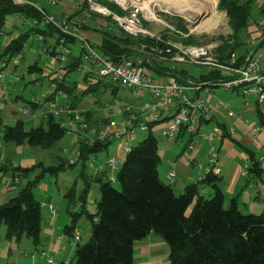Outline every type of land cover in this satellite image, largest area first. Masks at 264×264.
Returning <instances> with one entry per match:
<instances>
[{"label": "trees", "instance_id": "1", "mask_svg": "<svg viewBox=\"0 0 264 264\" xmlns=\"http://www.w3.org/2000/svg\"><path fill=\"white\" fill-rule=\"evenodd\" d=\"M102 3L120 14L126 13L115 1L102 0ZM219 7L227 11L232 29V32L226 36L219 35L223 40L220 50L223 53L228 50L236 51L243 45L251 18L255 14V0H220ZM85 12L90 13L87 0L74 14ZM11 14L20 15L26 20L36 19L39 24L34 26L31 22L30 30L21 31L2 51L0 50L1 62L8 63L4 68L9 64L14 66L10 59L18 53L22 52L24 57L25 45L29 37L42 34L43 43L49 44L47 42H58L63 35L54 24L48 23L46 27L41 24L44 14L35 6L16 5L11 0H0V34L4 32L2 30ZM109 17L111 21L108 24L94 25L96 33L100 35L96 46L109 59L115 62L129 59L136 64L148 66L154 75H173L180 82L203 83L204 87L217 86L214 82L223 79L217 70L206 69L195 74L186 66L172 67L157 62L155 56L151 58L140 52L143 44L151 46L155 43L153 38L132 35L111 16ZM144 22L148 24L147 21ZM178 26L187 30L183 23H179ZM179 39L185 43L198 41L193 36ZM148 45L146 49L150 50ZM81 63L82 57L76 52L70 59L65 81H55L58 88L69 95L77 90L78 80H73L72 74L78 72ZM27 70L31 73H41L43 66L36 61ZM86 81L90 82V86L86 90H80L82 94L95 88L88 76ZM38 107V104L32 105L33 109ZM88 112L87 118H94V110L90 109ZM156 122L150 123L149 130ZM222 126L223 137H229L238 143L225 124ZM184 131L192 142L195 135L187 129ZM65 133V128L60 126L58 118L54 116H50L37 126L26 128L24 120H18L13 126L7 125L0 115V138L7 142L51 148L64 137ZM108 144L106 142L95 146L82 145L80 161L83 167H86L91 153L102 152ZM189 144L187 153L193 150ZM161 160L159 140L152 131H149L142 141L132 145L127 152L117 172L116 181L108 178L105 171L88 176L85 172L82 173L86 183L85 188L78 196L75 188H71L66 194L70 201L68 210L72 215V222L65 226L64 231L69 238H72L76 224L85 215L92 222V233L85 243L77 242L75 264H136L137 242L153 232L160 235L169 245L170 264H264V211L258 213L242 209L237 196L231 198L229 207H225L223 176L214 171L206 170L198 181L188 184L182 193H177L173 186L177 174L174 180L170 179L168 176L170 169L167 177L171 182L165 181L159 172ZM12 163L5 158L0 163V172L6 173L11 170L14 180L16 178L21 180L31 170ZM66 163L64 159L57 167L50 169L57 170L59 167L72 165ZM259 169L258 161L252 166L249 164L247 175L260 171ZM93 183L99 184L100 191V197L96 199L98 209L95 214H92L87 207ZM114 183H118V186ZM35 185L36 179H29L15 195L0 203V224H6L8 238L18 241L27 236L35 243L41 241L43 199L36 196ZM206 193H210V196ZM73 204H81V211H74ZM71 262L70 258L69 263L63 260L60 264H72Z\"/></svg>", "mask_w": 264, "mask_h": 264}, {"label": "built area", "instance_id": "2", "mask_svg": "<svg viewBox=\"0 0 264 264\" xmlns=\"http://www.w3.org/2000/svg\"><path fill=\"white\" fill-rule=\"evenodd\" d=\"M16 5H33L44 14L41 22L46 27V24L52 23L63 34L58 42L46 44L42 46L44 53L49 55V61L46 63L44 77H48L55 83L54 90H47L46 97L34 95L29 106H22L20 111L32 112L33 116H39L47 120L50 116L58 117L60 126L65 128L67 135L76 134L74 138V150L70 152V147L65 146L64 151L68 152L66 160L68 164H76L80 162L82 157V145L95 146L96 144L111 143L117 141V153L114 155L99 158L97 153L92 154L91 166L94 169L93 174L107 173L108 178L116 181L117 172L122 165L127 152L131 149L136 132L138 130H148L150 123L163 121L167 116V126L161 130V138L163 140H174L180 136L182 129L193 133L195 136H202L210 142L208 152V163L205 168L207 171L215 173L222 172V162L220 149L216 140L223 138L224 130L216 125L207 133L203 132V120H210L214 117L215 109L211 104L213 93L203 83H183L173 75L154 76L152 70L143 64H136L132 60L125 59L121 62H115L105 56L96 44L90 39L89 35L83 30V27L88 25L87 18L75 19L74 16L66 15L64 17L57 16L46 10L42 0H11ZM48 4L57 6L62 0H45ZM116 1L120 7L127 9L136 6L127 2V0H111ZM90 10L102 12L104 15L111 16L124 30L132 35H151L155 43L149 46L143 44L142 48L149 46L146 51L151 52L157 62L172 65V67L180 66L179 64L196 65L204 70H217L223 76V79H218L214 85H224L228 91L236 92L244 97L255 96L259 104L264 103V0H256V8L259 10V15L251 18V24L248 27L247 35L243 44L246 46V51L243 54H237L236 51L228 50L226 53L220 50L223 40L213 38L211 41L198 40L196 43H185L182 40H176L171 36L167 38L164 33L155 34L146 27L142 17L140 16L139 7L128 11L121 15L110 8L104 6L99 0H87ZM85 0H77L76 5L82 7ZM124 9V10H125ZM127 11V10H126ZM225 15H228L225 12ZM70 14V13H68ZM151 20L150 18H145ZM190 23V30H183L180 27H171L168 32L170 35L178 37H189L190 34L198 32L191 25L194 20L187 19ZM229 22V21H228ZM39 24L38 20H32V25ZM76 24V25H74ZM102 24V23H99ZM103 25V24H102ZM96 26H99L96 24ZM187 28V27H186ZM200 31L199 33H203ZM232 29L229 30V33ZM3 32H1L2 34ZM147 37V36H146ZM43 35L38 34L37 39L43 42ZM53 44V46H52ZM78 52L82 57V63L78 66L80 80L77 83L78 90H86L90 86V82H86V78L90 75L99 77H111L113 82H118L122 85L135 91L137 95L144 93L152 97V101L141 107L142 115H132L125 120H110L106 124L100 125L99 128L91 129V124L87 121V110L76 107L74 104L65 103L61 97H68L67 93L58 88L57 82H64L68 74V65L71 57ZM23 53L11 57V63L16 66L21 63ZM7 62H2V67L7 66ZM5 73L0 71V78H4ZM20 76L16 75V80ZM37 84L40 83V76L34 74L33 78ZM90 80V79H89ZM4 89L5 87L1 85ZM206 90L208 97L202 96L200 92ZM45 100L49 101L48 106L44 105ZM118 103L117 100H111L107 106L113 107ZM245 100V104H248ZM38 104L39 111H35L32 105ZM223 107L227 108L231 115H234L238 120L244 121L251 131L254 140H264V125L257 124L249 118L237 112L232 104L220 101ZM45 106V107H44ZM125 108L130 109L131 106L124 103ZM42 108V109H41ZM144 116V117H143ZM140 117V118H139ZM165 119V120H166ZM231 134L233 129L229 130ZM194 136V137H195ZM1 145V143H0ZM196 142L192 141L189 147L194 150ZM184 156L189 159H194L191 153H185ZM264 158V157H263ZM3 159L0 158V163ZM245 165V175L247 174ZM170 179L174 180L176 172L171 169L168 172ZM89 195V203L87 207L92 214L97 212L98 206L96 199ZM43 205L47 202L42 201ZM53 212L56 211L53 203H48ZM97 220V217H95ZM82 228L77 225L75 228L74 241L81 240ZM60 239L63 236L59 237ZM33 256L35 254H32ZM47 257L48 264H60L53 255H47L45 251L40 253V258ZM66 263L70 262V257L65 259Z\"/></svg>", "mask_w": 264, "mask_h": 264}, {"label": "rangeland", "instance_id": "3", "mask_svg": "<svg viewBox=\"0 0 264 264\" xmlns=\"http://www.w3.org/2000/svg\"><path fill=\"white\" fill-rule=\"evenodd\" d=\"M99 1L100 3H102V0ZM172 1L174 3H181L182 5L189 4L191 6V5L199 4L201 0L200 1L186 0L182 2H180L181 0H172ZM127 2H130L131 4L136 6L130 5V7H128L127 9H125L124 6L123 8L122 7L121 8L125 9V11L127 10L126 11L127 13L128 11L134 9L135 7H139L140 16L142 17L143 21L148 22V24H145L146 27L149 28V30L155 34L164 33V35L167 38L171 36L172 38L180 41L181 40L179 39L180 37L170 35V32H168L170 28L171 27L178 28L179 27L178 24L183 23L187 27V30L188 31L190 30V27L188 28V25H190V23L187 21V19L189 18L184 16L181 12H178L175 8L172 9L168 8L167 0H127ZM42 3L46 7V4L44 2ZM219 3L220 0H217L216 14L211 15L210 13H203L201 17V20H206V19H211L213 21L217 20L216 27L212 29L207 28L205 29L206 31H204L203 33H199V28H196L198 32L196 31V33H192L190 34V36H193L197 40L208 42L211 41V39L213 38H218L219 35L221 34L225 36L230 34L229 30L231 29V26L230 23L228 22L229 16L225 15L226 14L225 12L227 11L221 9L219 7ZM102 4L108 7V5H105L104 3ZM255 7H256V2H255ZM94 13L100 15V17L104 20L107 19L108 21H111L109 15H104L102 12L99 11H95ZM149 13H152L151 14L152 16H149L148 15ZM145 18H150L151 20H147ZM198 21H200V18ZM31 22L32 20L23 19L20 15L17 14L9 15L7 25L2 30L4 32L0 34V50L2 51L5 48L8 41L13 39L14 37H17L21 31L30 30ZM195 25L196 24L194 22V24L191 25V27L194 28ZM146 36L150 38H156L151 35L149 36L146 35ZM40 43L41 42L35 41V36L29 37L25 45V52H24V57L22 58V63L18 67H16L18 69L15 70L12 69L13 66L9 64L8 67L4 68L3 70V72L7 75V82L15 86L14 89H11V91H13L11 94V98L14 100L7 101L5 109L1 110L2 115L6 117L10 125H15L18 119L24 120V122L26 123L25 124L26 128H31L36 124H38L39 123L38 120L35 119L31 121V119H28V115L21 112L20 108L22 106H29L30 105L29 101L34 95L44 98L47 95V90H54L56 88L54 82L48 83L47 81H44L42 86H36V81L33 80L34 74H32L27 70L29 65L35 63L36 61L39 63L40 66H44V61L46 59V56L45 54L39 51ZM41 45L43 46L42 43ZM245 51H246V46L244 44L236 49L237 54H243L245 53ZM140 52L150 56L151 58L154 57V55L152 56V53L146 51L145 48L141 47ZM179 65L188 67L195 74H199L201 72V68L196 65H191V64H179ZM1 66L2 63L0 58V69ZM44 67H46V65ZM23 72H25V76H22ZM14 74L19 75L21 78L19 80H16V76ZM72 75L77 77L78 80L81 79L78 72H74ZM90 81L95 88L90 90L89 93L91 94V96H89L88 94H83V99L80 101L78 105L79 108H83V107L92 108L93 106L96 105V102H98L100 103V105H98L99 107L98 108L93 107V108L100 115L105 116V115L113 114V111L110 110H104L103 112H100V109L104 106V102L106 104L109 98H118L121 100L132 102L137 105L143 102H147V100H149V96H150L149 94L144 93L141 94L140 97H137L136 94L130 88L118 82L117 83L113 82L112 78L109 76L99 78V76L94 75ZM102 88L104 89L102 90ZM114 88L116 89L115 92L113 91ZM209 89L213 92V94H215L216 100L222 99L226 101L227 98L225 97V95L228 94H232L233 97L235 96L237 99H239L237 100V102L240 100L242 101L245 98L251 100L252 103L255 102L256 100L255 96L244 97L242 95L241 96L237 95V93L235 94L234 91L233 92L228 91L224 85L212 86L209 87ZM17 94H20V97L15 98ZM62 98L63 97H61V100ZM65 100H66L65 103H67L69 99L68 100L65 99ZM48 104L49 101L45 100L44 105L48 106ZM39 109L40 108H36L35 111H39ZM168 122H169L168 120L159 121L154 123V125H152L151 130L138 131L134 139L132 140L133 145L138 144L149 134V131H152L159 140L160 149L165 148L166 150H168L169 146L170 148L174 149L175 146L178 145V144L177 145L174 144L176 143V139L172 141L170 140L165 141L161 138V130L167 126ZM208 125H211L210 122L205 123L203 129L204 133H207L212 128V126L208 127ZM188 137L189 136L186 135L182 138H178L179 144L185 142V140H187ZM74 138H76V134L74 133L70 135L66 134L61 140H59L51 148H43L41 146L32 147V146H27V144L20 145L14 142H7L3 138H0L1 160L3 159L4 156V159L6 158L13 162L12 165L13 164L18 165L24 169H29V168L31 169L28 171L29 173L22 178V181L16 184V188L15 186L13 187V190L16 189L15 194L18 192L20 188L25 186V184L29 179H36V185L34 188L36 196L41 199H47L48 201H51V203L55 205L56 212L62 215L58 223L56 224L60 234L64 233L63 235L66 238V240L67 241H69V239L71 240L70 246L66 251L67 252L66 258L70 256L72 264L76 263L77 258L75 255V250H71V248L74 245L76 247L77 242L74 241L75 239L74 236L72 238H69V236H67L64 231L65 221H63V217L65 215L66 217L69 215L67 210H68V205L70 203L69 198L66 194L71 188H75L76 193L79 195V192L85 188L86 183L82 173L85 172L88 176L94 172L90 160L92 154L87 159L86 167H83L82 161L61 168L59 167L57 170H52L50 169V167H57L61 161H64V159L68 156L69 153H72V151L74 150L73 147ZM201 138L203 137L201 136ZM65 146L70 147L69 153L64 151ZM116 148H117V141H113L107 145V149L105 150V152H100L98 154V157L106 154L112 155L115 153ZM166 164L168 166L167 170H169V168L173 169L172 164H169L168 160ZM159 169H161V171L163 172L165 171V161L163 160V158L161 160V163L159 164ZM6 173H8L10 176L12 175L11 170H9ZM114 185L118 186V183H114ZM4 186H5L4 183H0V203H4L6 201L4 198L5 197L4 191L2 190ZM92 192L94 193L92 196L93 199H98L100 197L98 183L95 184L93 183ZM177 193L180 192L178 191ZM206 195L210 196V193H206ZM230 204H231V197H228L225 201V207H229ZM47 207L48 206L42 207L44 226L46 224L45 222L46 217H50V215H52ZM73 208L78 211H81V208L78 207L77 205L73 204ZM241 208L243 209L242 205ZM79 220H80L79 225H81L80 227L82 228L81 231L82 239L80 240V243H85L86 241H88V239L91 236L92 222L90 218L88 216L86 217L85 215H83L82 218H80ZM6 231H7L6 224L1 223L0 224V264H35L36 262L39 261L41 263L43 262L47 264L48 263L47 257L40 258V253L43 251H45L47 255H53L54 257H57L59 260L62 261L60 254L57 255L56 252L48 248V243H46V239L44 236L42 237L39 243H35L31 238L27 236H24L18 241H16L15 239L8 238L6 236ZM152 236L158 237L159 239L161 238L160 241L163 240L164 242L163 243L164 245L162 244L161 246L158 247V250L156 252L157 262H155L154 264H170L169 245L160 235L154 233ZM32 254L35 255L33 256ZM136 261H137L136 264H138V260Z\"/></svg>", "mask_w": 264, "mask_h": 264}, {"label": "crops", "instance_id": "4", "mask_svg": "<svg viewBox=\"0 0 264 264\" xmlns=\"http://www.w3.org/2000/svg\"><path fill=\"white\" fill-rule=\"evenodd\" d=\"M42 2L46 4V7H47L46 10L48 12L54 13L57 16L64 17L66 15L72 14L75 19L87 18L89 24L84 26L83 30L89 35L90 39L95 44L98 42L100 35L96 33L94 29V25L99 24V23H102L105 25L109 23L107 19L106 20L102 19L100 15L95 14L92 10H90V13L85 12L79 15H75L74 13L81 8L76 5L77 0H62L57 6L50 5L45 0H42ZM256 15L257 16L259 15V10H257V8L255 9V14L253 16H256ZM35 41L41 42V40H38L37 37H35ZM41 43L43 45H46L43 42ZM41 43H40L39 51L45 54L46 56V59L44 61V66H45L50 58L48 54L43 52ZM47 43L49 44L54 43V41L47 42ZM44 66L43 68H45ZM12 69L15 70L18 68L13 66ZM3 70H4V67L1 66L0 71H3ZM45 71L46 69H43L41 73H36V72L32 73V74H36L37 76H40V79H39L40 83L39 84L36 83V86H42L44 81H47L48 83L52 82L48 77H44ZM14 75L16 76V74ZM41 75H44V76H41ZM22 76H25V72L22 73ZM93 76L94 75H90L89 79L91 80ZM154 76H165V75H154ZM72 78L73 80H78V78L75 76H73ZM1 85L4 86L5 88L3 89ZM13 86L14 85H11L7 82L6 74L4 78H0V115L2 116L5 124L7 125H10V124L8 123V120L6 119V117L2 115L1 110L5 109L7 101L14 100L11 98V94L13 92L11 91V89L15 88V86L14 87ZM103 89L104 88H102V90ZM114 89L113 91L115 92L116 90ZM206 90L207 89L202 90L200 94L202 96L208 97L207 95L208 93L206 92ZM132 91L135 93L134 90ZM85 94H88L89 96H91L89 92ZM237 95L241 96L238 93ZM67 96H69L70 98L66 96L65 98L63 97L62 100L64 102H66L65 99L67 100L69 99L67 101L68 103L74 104L76 107H79L78 104L83 99V94L82 92H80V90L77 89L72 95H69L67 93ZM136 96L140 97V95H137V94ZM18 97H20V94H17L15 96V98H18ZM225 97L227 98L226 101L222 99L216 100L215 94H213V96L211 97V104L213 105L215 109V112H214L215 115L210 120H207V119L203 120L204 124L210 122L211 125H208V127L212 126L210 130H212L214 126L216 125H219L223 129L222 125L225 124L228 130H232V129L234 130L232 135L238 141V143H236L235 141L231 140L229 137H226V138L223 137L219 140H216V143L220 149V156H221V162H222L221 175L223 176V180H222L223 190L225 192L226 199L228 197L232 198V197L237 196L239 205L240 206L242 205L244 209L248 211H254V212L260 213L264 211V158H263L264 157V140H259V141L254 140L251 134V131L249 129V126L244 121L238 120L234 115H231L228 112L227 108L223 107L221 104H219V102L222 101L228 104L229 103L232 104L237 112L241 113L243 116L249 118L253 122L257 124H261V125H264V105H263L264 103L259 104L256 100L255 102L252 103L251 100L247 99L249 103L245 104L246 98L243 99L242 101L241 100L238 101L239 102L238 103L237 100L239 99H237L235 96L233 97L232 94L225 95ZM111 100H117L118 103L113 107H109V105L107 106V104ZM151 101H152L151 96H149V100H147V102H143L139 105L126 101V100H121L118 98H109L107 100V104H105L104 102V106L100 109V112H103L104 110H110V111H113V114L105 115V116L100 115L95 111L94 108H98L99 107L98 105H100V103L98 102H96V105L93 106L94 108L93 107L92 108L83 107V109H86L87 113H89L88 111H90V109L94 110L95 112L93 116L94 118H87L86 116L87 121L91 124V129H93V128H99L100 125L106 124L110 122V120H125V119H129L132 115L141 116L142 115L141 107ZM124 103L130 105L131 108L130 109L125 108ZM32 112L33 111L30 110V112H26L25 114L28 115V119H31V121L35 119L38 120L39 123L36 124L35 126L39 125L42 121H46L45 119H42L39 116L34 117ZM166 118L169 119L170 117L167 116ZM184 130L185 128L181 132L180 136L176 138V143L174 144L176 145L178 144V145L175 146L174 149L170 148V146L168 150H166L165 148L160 149V155L165 161V171L163 172L161 171V169H159L160 175L162 176V178L164 176L165 181L168 180L167 182H169V179L167 177V172L171 168L167 170L168 166L166 163L168 160L169 164H172V168L176 171V174H177L176 180L174 181L173 186L175 190L177 192L179 191L180 193H182L185 190L188 184L198 181V179L205 174L206 169L204 166L207 164V159H208L207 155L210 149V142L208 140L201 138V136H195L192 138V141L196 142V146L194 150L192 151L190 150V153L194 156V159L186 158L184 156V152L189 151L188 144L189 142H191V140H189L190 137H188V139L185 140V142H182V144H179L178 142L179 141L178 138H182L188 135L186 134ZM138 131H146V130H138ZM106 149H104L102 152H105ZM116 153H117V148L115 149L114 154ZM91 154L94 155L95 153H91ZM98 154L99 152L95 155L98 156ZM106 156H110V154L99 156V158H104ZM256 161L259 162L260 171L252 172V173H249V175L247 174L245 175L244 173L245 165L250 164V166H252ZM21 181L22 179L20 180L19 178L18 179L16 178L14 180L12 176H10L8 173H4L2 171L0 172V183L5 184L2 190L4 191V194H5L4 198L6 201L12 195L15 194L16 189L13 190V187L15 186L16 188V184L20 183ZM90 194L93 195L94 193L91 191ZM43 201L47 202L46 205L44 204L43 206H48L47 208L52 215H50V217H46L45 226L42 224L43 225L42 237L43 236L45 237L46 243H48V248L56 252L57 255L60 254L61 259L63 261L66 259V256H67L66 251L68 250L70 246L71 240L69 239V241H67L63 235L64 233L60 234V232L58 231V227L56 223H58L62 215L58 214L56 211L55 213L51 210L50 206L48 205V203H51V201H48L47 199H43ZM77 206L82 208L81 204H77ZM74 211H78V210L74 209ZM67 212L69 214L67 217L66 215L65 216L63 215L64 216L63 221H65V226L68 224H71L72 222V215L69 212V210H67ZM79 222L77 223L78 225H79ZM153 234L154 232L149 234L144 239L137 242L135 246V257H136V260H138V264H154L155 262H157L156 252L158 250V247L161 246L164 242L163 240L160 241L161 238L159 239L158 237H153L152 236ZM60 236H63V238L60 239L59 238ZM71 250H75V245L72 246ZM69 257L70 256H68L67 258ZM55 259L61 262V260H59L57 257H55ZM35 264H45V263L43 262L41 263L39 261V262H36Z\"/></svg>", "mask_w": 264, "mask_h": 264}, {"label": "bare ground", "instance_id": "5", "mask_svg": "<svg viewBox=\"0 0 264 264\" xmlns=\"http://www.w3.org/2000/svg\"><path fill=\"white\" fill-rule=\"evenodd\" d=\"M182 1H186V0H181L180 2ZM196 1H200V0H196ZM216 3H217V0H201L199 4L190 6L189 4L182 5L181 3H174L172 0H167V7L170 9L175 8L178 12H181L187 18L194 20L196 24L195 28H199L200 31L202 30L206 31L205 29L207 28L212 29L216 27L217 20L216 21H213L211 19L201 20V17L203 13H210L211 15L216 14L217 12ZM151 14L152 13H149L148 15L152 16ZM199 18H200V21H198Z\"/></svg>", "mask_w": 264, "mask_h": 264}]
</instances>
